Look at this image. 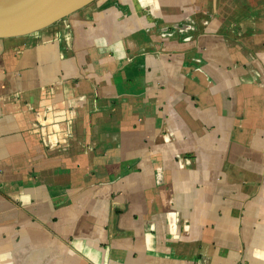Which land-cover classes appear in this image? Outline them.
Wrapping results in <instances>:
<instances>
[{"label":"crops","instance_id":"0c3cea01","mask_svg":"<svg viewBox=\"0 0 264 264\" xmlns=\"http://www.w3.org/2000/svg\"><path fill=\"white\" fill-rule=\"evenodd\" d=\"M155 1L0 36V264H264V0L235 67L138 51Z\"/></svg>","mask_w":264,"mask_h":264},{"label":"rangeland","instance_id":"374dc122","mask_svg":"<svg viewBox=\"0 0 264 264\" xmlns=\"http://www.w3.org/2000/svg\"><path fill=\"white\" fill-rule=\"evenodd\" d=\"M236 1L237 0H156L151 5H146L147 8L151 6L149 11L152 13L153 17L151 19L153 20L152 26L147 22L148 25L143 27L140 13L136 16V21L141 25L142 28L140 29L143 30L138 32V37L136 35L134 37V43H136L135 47L139 51L142 46L146 44L147 47L151 46L148 47V50H152V52L157 51L156 49L164 51L166 50V46L170 44L169 40H174L172 46L198 47L201 49V54L204 56V53L212 51L214 55H216L215 61L223 64L225 63L226 65L232 64L233 67H235L234 62L246 61V59L241 60V52L246 51L245 49L247 48L252 49L251 44H253L251 38L246 39L250 44H245L240 37L235 35L240 36L243 34V30L255 24V17L252 18L249 14L252 13L251 9L256 13V6H253L255 0H251L246 6L237 5ZM142 13H144V11ZM161 14L169 15L168 22L166 23L168 25H164V27L160 26V23L154 22V19L160 17ZM167 26L168 29H166ZM211 27L217 30L216 35H218L217 42L212 44L210 43L211 41L209 42L207 38L203 37L204 31ZM177 36L180 39H177ZM190 36L192 39H188ZM164 37H168L169 40ZM253 37H256V35H253ZM253 39L255 43L256 39ZM176 40L179 41L178 43L180 44H177ZM124 42L125 39H123V43ZM141 43L142 45H140ZM215 45H221V47L217 51H213L212 48ZM225 48L233 49L234 53L232 58L229 59L228 56H225V53L228 55V51H224ZM256 62L257 57L253 56V58L250 59L252 67H257ZM253 71L256 72V69H253Z\"/></svg>","mask_w":264,"mask_h":264},{"label":"water","instance_id":"95a60500","mask_svg":"<svg viewBox=\"0 0 264 264\" xmlns=\"http://www.w3.org/2000/svg\"><path fill=\"white\" fill-rule=\"evenodd\" d=\"M91 0H0V36L46 26Z\"/></svg>","mask_w":264,"mask_h":264}]
</instances>
